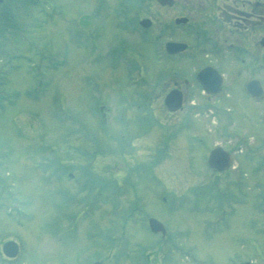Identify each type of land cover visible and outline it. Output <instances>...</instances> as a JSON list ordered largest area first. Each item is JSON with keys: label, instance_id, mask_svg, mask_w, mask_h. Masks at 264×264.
<instances>
[{"label": "rangeland", "instance_id": "obj_1", "mask_svg": "<svg viewBox=\"0 0 264 264\" xmlns=\"http://www.w3.org/2000/svg\"><path fill=\"white\" fill-rule=\"evenodd\" d=\"M146 12L153 22L141 38L133 26ZM172 13L156 0L0 4V249L20 244L16 258L0 252V264H264V159L254 150L264 154L263 116L237 111L234 82L215 102L235 108L221 138L212 116L193 113L186 129L181 114L165 113L156 71L188 72L155 58ZM238 139L262 171L240 160L233 168ZM215 145L231 153L224 172L206 163ZM149 216L164 237L149 231Z\"/></svg>", "mask_w": 264, "mask_h": 264}, {"label": "flooded vegetation", "instance_id": "obj_2", "mask_svg": "<svg viewBox=\"0 0 264 264\" xmlns=\"http://www.w3.org/2000/svg\"><path fill=\"white\" fill-rule=\"evenodd\" d=\"M158 4L161 7L173 8L168 21V23L171 21L169 28L173 34L165 41L162 40L163 43H157L155 58L158 60L165 56L176 58L186 65L188 70L186 74L172 69L170 75L156 71L155 83L163 87L160 94L165 113L174 117L181 114L180 122L177 119L174 122L177 121L178 126L185 125V128L189 129V115L212 110L221 120L216 122V125L218 123L223 132L228 123L227 111L231 109L233 114L235 108L229 104L217 105L215 102L221 99L224 103L229 94L226 85L234 82L240 93L237 111H249V109L252 110L251 113L259 111L264 119V8H260L259 0H167L166 3L158 2ZM123 8L126 10L127 6L124 5ZM122 26L124 29L127 28V25ZM134 30L136 33L139 30L137 35L141 37L147 29L143 27L139 29L135 26ZM162 32L161 28L158 38L161 37ZM167 40L176 43L173 47L175 50L167 52L164 45ZM97 47L96 45L94 48ZM114 55L115 52L109 47L106 57L112 60ZM141 74L140 72L136 77L142 76ZM203 83H209L207 84L209 90L203 88ZM197 89L203 99L197 93ZM138 92L143 96V91ZM169 92L173 94L171 107L177 105L173 110L167 106L165 100ZM144 96L146 98V95ZM198 98H201V101ZM224 111L226 115L223 114ZM262 132L261 135L264 134V128ZM174 134L177 132H171V136ZM190 135L202 139L200 134ZM261 137L264 140V136ZM238 141L236 154L242 156L235 159L236 165L233 168L237 170L240 160L244 169L250 167L253 171H262L254 164L256 158L252 159L256 155L250 150L242 151V141L240 139ZM254 150L263 160L264 154H260V147L254 146ZM251 159L253 161H250Z\"/></svg>", "mask_w": 264, "mask_h": 264}, {"label": "water", "instance_id": "obj_3", "mask_svg": "<svg viewBox=\"0 0 264 264\" xmlns=\"http://www.w3.org/2000/svg\"><path fill=\"white\" fill-rule=\"evenodd\" d=\"M1 1L2 0H0V2ZM160 1L162 3H165L167 0H160ZM169 3H170V1H169ZM141 23L143 25H148L147 20L141 21ZM175 45H176V43H174V42H167L166 43V47H167L168 51L175 50V48H173ZM180 47H182V46H180ZM207 84H209V83H207ZM207 84L203 83L204 87L207 90H209ZM172 95H173L172 93H169L166 97V103H169L170 106H172L171 105ZM177 99H179V98L177 97ZM173 106L174 107H170V109L177 107V105H173ZM208 162H209L210 166H213V167L217 168L218 170H222L228 166L229 156L227 155L226 152L222 151L219 147H216L210 151L209 156H208ZM149 227L154 232H157L158 230H160L162 233L165 232V229H164L162 223H160L157 219H155L153 217L149 218ZM2 251L7 256H15L17 251H18V246L14 241L8 240L2 244ZM93 264H101V263L94 262Z\"/></svg>", "mask_w": 264, "mask_h": 264}]
</instances>
